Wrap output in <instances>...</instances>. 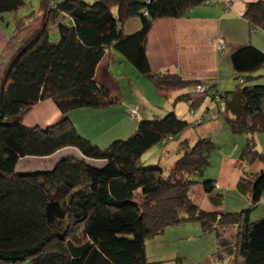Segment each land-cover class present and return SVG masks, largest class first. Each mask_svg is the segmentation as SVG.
Returning <instances> with one entry per match:
<instances>
[{
	"label": "trees",
	"instance_id": "obj_1",
	"mask_svg": "<svg viewBox=\"0 0 264 264\" xmlns=\"http://www.w3.org/2000/svg\"><path fill=\"white\" fill-rule=\"evenodd\" d=\"M207 1L62 0L54 5L39 0L37 24L26 28L16 15L24 1L0 0V19L14 15L9 55L0 66V264H161L147 258V241L168 228L191 224L204 235H215L217 262L232 258L231 264H264V216L255 217L264 197V150L256 143V135L264 133V85L254 83L264 69V52L251 44L231 51V74L242 83L224 92L217 90L216 81L154 73L147 60L155 21L181 19L196 7L210 6ZM242 17L251 34L264 33V1L248 3ZM130 19L139 24L131 32L125 25L132 24ZM52 28L57 29L56 42L50 39ZM109 51L157 92L187 91L174 103H186L194 116L203 109L201 122L209 119L206 100L230 115L225 117L227 129L245 137L238 161L263 165L257 174L245 172L232 192L235 206L244 198L246 205L219 210L224 194L207 174L209 153L215 149L210 138L180 142L168 171L142 163L151 148L193 127L174 110L162 118L139 115L129 137L104 148L78 133L72 120L77 111L120 102L96 79ZM197 87L204 93L198 95ZM44 101L54 104L59 120L45 127L24 125L26 115ZM64 150L75 153L67 152L48 169L17 170L21 160L50 159ZM197 186L209 197L212 211L191 200ZM175 260L182 264L179 257Z\"/></svg>",
	"mask_w": 264,
	"mask_h": 264
},
{
	"label": "rangeland",
	"instance_id": "obj_2",
	"mask_svg": "<svg viewBox=\"0 0 264 264\" xmlns=\"http://www.w3.org/2000/svg\"><path fill=\"white\" fill-rule=\"evenodd\" d=\"M23 1L24 6L18 10L16 14L17 18L24 20L26 28L34 27L37 24V16H39V0ZM12 16L14 15L6 14L3 16L6 21H0L1 28L5 32H13L14 30V27L11 24ZM7 24L9 25L7 26ZM126 31L125 28L124 32ZM128 31L131 32L133 30L129 29ZM54 33H56V36H54ZM24 35L25 32L22 31L19 33L18 38L20 36L23 38ZM11 37L12 36H10V38ZM50 39L52 42L58 40L56 28L51 29ZM216 46L221 54L226 51V45L223 43L218 41ZM221 46H223V48H221ZM112 54L118 56L115 52H112ZM1 65L2 64H0V66ZM220 71L222 74L217 87L219 92L232 91L242 83L241 78L235 79L232 76L231 68L228 70L227 65L224 64L220 68ZM110 72L113 75L111 87L116 89L124 100L129 99V104H126L122 109L121 104L123 101L120 99V102L117 104L103 109H81L77 111L80 113L79 132L85 135L86 137H84L92 143L103 148L113 140L129 137L135 131L133 128L134 124L138 122L137 119L139 115L142 116L144 111L148 115L145 119H152L154 117L162 118L167 113L173 111V99L176 97V92L164 94L165 97H163V95L161 97L160 94H155L152 84L133 73L134 71L132 67L126 61H123L116 66L111 65ZM256 75H258V77L254 83L264 85V69L259 70ZM198 89L200 88H196L198 95L204 93V90L200 91ZM44 102H40L30 112ZM128 106L132 108L138 107L139 109L135 108L134 110H131L130 114V112L127 111ZM203 107L209 108V119L205 122H201L200 120L201 112L198 113L197 116H194L189 113L186 103H181L177 108L179 116L182 117V120H185L188 123H193L191 124L193 127L183 133L180 138H175L174 140L165 143V145L159 144L151 148L141 157L142 163L145 166L159 164L165 171H168L178 158L177 154L179 153L180 142L187 139L189 143L191 142V144H194V142L200 138H210L215 146V149L209 153L211 167L207 171L208 175H211L212 177L217 176L219 164L223 161L222 158L232 159L235 156L238 157L245 137L242 135H233L227 129L225 117H230V115L225 114L221 105L216 107L214 104H211L209 100L205 101ZM46 108L45 105L40 106L36 111L41 114ZM256 137L264 142V133L257 134ZM67 152H72V154L75 153L74 151L66 150L54 155V157H51L50 159L26 158L19 162L17 170L40 171L68 154ZM232 162L233 161H228V163L222 164L218 180L221 181L219 182L221 184L216 185L230 186L231 181L232 186L234 180H231L232 177L230 178L229 173L231 168L234 166L236 169H242L241 178L245 173L244 171L247 170L246 172H251L248 168L255 163L246 165L239 161V163L234 162L233 164ZM225 177L226 180H224ZM218 192L224 194L222 208L226 207L224 208L226 210L233 209L236 201L235 199H232V192L229 190H219ZM194 195H196V193ZM193 199L198 202V198L195 197ZM216 252L217 244L215 235L213 233L204 235L199 226L195 224L168 228L162 236L156 237V239L147 241L146 243L147 258L153 262H161V264H179V261L175 260L177 257L182 260V264H224V261L217 262L218 260H216L215 257Z\"/></svg>",
	"mask_w": 264,
	"mask_h": 264
},
{
	"label": "crops",
	"instance_id": "obj_3",
	"mask_svg": "<svg viewBox=\"0 0 264 264\" xmlns=\"http://www.w3.org/2000/svg\"><path fill=\"white\" fill-rule=\"evenodd\" d=\"M61 1L62 0H53V4L56 5ZM85 1L90 2L91 0ZM254 1L257 0H223V4L196 7L189 11L187 15L181 19H162L155 21L147 38L146 53L152 72L160 73L163 71H168L171 74H178L182 78L188 80L199 79L207 82L212 80L219 83L222 74L220 68L225 64L228 66V70L230 69L228 56L231 51L235 50L239 46L251 44L264 52V33L257 32L255 34H251L248 22L242 17L247 4ZM0 21L2 20L0 19ZM129 23L132 24H128L127 22L125 25H130V30L138 29L139 24L136 20L130 19ZM12 24L14 25V23ZM8 25L9 24H7V26ZM13 35L14 30L13 32H5L1 28L0 23V64L6 58V55L9 51V42L11 40L10 36ZM18 35H16V37H18ZM54 36H56V33H54ZM21 37L22 36H20L19 39H22ZM220 39H223L226 42V51L222 54L220 51H218L216 46ZM123 61L124 60L121 57L116 56L112 54V51H109L104 55L96 69L97 81L106 86L112 95L117 98L120 97L119 99L123 101L121 104L122 109L126 104H129L130 101L129 99L124 100L121 94L116 89L111 87L113 75L111 74L110 70L111 65L116 66L121 64ZM133 73L138 75L135 71ZM154 92L157 95L160 94L161 97L163 95L157 92L155 89ZM186 92L187 91L176 92L175 96L177 97L179 95L185 94ZM190 92H193V90ZM163 97H165V95H163ZM176 97L173 99L172 108L179 116L177 108L181 103H174ZM44 105L47 107L45 111L41 114L37 113L36 109ZM40 106L25 117L24 125L28 127H45L55 123L61 117L60 113L52 102L45 101L44 103H41ZM200 112H202V109H200L197 114ZM197 114H195V116H197ZM142 116L146 118L148 115L144 111ZM72 120L76 129L79 131L80 113H76V115L72 117ZM135 129L136 124H134L133 130ZM256 142L258 149L264 150V142H262L257 137ZM222 160L223 161L219 164L217 176L214 177L216 184L218 185L221 184L219 183L221 181L218 180L220 177L222 164L228 163V161H233L232 164L234 162H238L237 156L232 159L222 158ZM237 169L233 166L229 173L230 178L232 177L231 180H234L232 182V186L231 181L230 186L216 185L218 191L229 190L234 192L236 184L242 174V169ZM262 169V165L259 162H255L253 166L248 168V170L251 172H246L247 170L244 172L248 174H257ZM224 180H226V177ZM195 193L197 196L194 195ZM195 197L198 198V202L193 199ZM191 200L202 210H213V207L209 201V197L203 194L199 186L192 190ZM246 200V198H244V201L239 199L237 206L230 210H238L241 208V206L246 205ZM224 208H220L219 210H225ZM262 216H264V197L259 203L258 211L255 213L256 218ZM230 261L234 263L232 258H229L224 261V264H231Z\"/></svg>",
	"mask_w": 264,
	"mask_h": 264
},
{
	"label": "built area",
	"instance_id": "obj_4",
	"mask_svg": "<svg viewBox=\"0 0 264 264\" xmlns=\"http://www.w3.org/2000/svg\"><path fill=\"white\" fill-rule=\"evenodd\" d=\"M223 0H208L205 4L206 5H216V4H223ZM220 43H223L221 40H219ZM221 48H223V46H221ZM198 90H202L201 88ZM131 114V111H129ZM134 114V113H133ZM201 120V119H200Z\"/></svg>",
	"mask_w": 264,
	"mask_h": 264
}]
</instances>
